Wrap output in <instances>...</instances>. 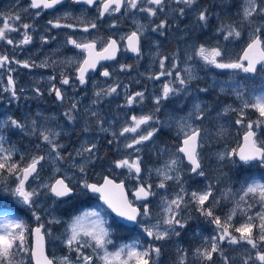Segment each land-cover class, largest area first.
Masks as SVG:
<instances>
[{
	"label": "snow or ice",
	"instance_id": "snow-or-ice-1",
	"mask_svg": "<svg viewBox=\"0 0 264 264\" xmlns=\"http://www.w3.org/2000/svg\"><path fill=\"white\" fill-rule=\"evenodd\" d=\"M64 3L65 0H30L29 7L35 10H50ZM70 3L87 5L89 8L99 4L97 19H104L106 15L110 16L115 13L124 14L122 10H126L127 13H145L148 18L158 19L159 22L154 21V26L150 28V31L159 36L166 35L167 29L170 27L168 20L159 16L160 13L171 12L177 19H181L188 14L189 10H192L196 13L198 25L206 27L214 12V9L201 7L198 0H70ZM36 15L39 16V11L36 12ZM240 15L242 22H246L250 26L251 33L239 59H227V50L218 44L216 46L200 44L193 49L191 55L187 56V61L199 60L204 66L242 72L253 76L258 71L264 72V0H243ZM254 17H259L261 22L256 23ZM69 18H71L70 14L65 13L59 19L49 20L48 24L53 29L77 30L75 24L62 22ZM21 19L19 14L11 13L2 19L0 41H6L7 44L12 45L14 41L7 34L19 32L22 28L24 29L23 38L17 46L29 45L33 42V37L29 34L32 25L28 23L19 24ZM79 23L82 25L79 30L84 33L98 27L97 23L93 21L79 20ZM18 24L19 26H17ZM110 27L115 28L116 24L113 23ZM146 31L148 30L145 29L144 25L137 24L135 30L120 36L119 40L112 37H109L107 41L101 39L77 40L68 36L67 44L85 54L75 69L77 73L75 80L79 82L80 86L86 85L89 79L88 73L90 71L95 72L101 61L117 60V54L122 47L124 51L140 57L142 55V37L145 36ZM217 35H222L224 41L241 38V32L235 25L224 24L223 22L217 28ZM41 41L45 44L48 43V39L45 37H41ZM98 43H102L99 51H97ZM157 62L159 71L150 74L148 79L156 81L161 80L162 77H172L173 79L163 83L159 94L153 97L152 102L155 108L148 114L130 116V123L125 124L118 133L115 131L111 133L114 140L117 137H126L127 134H132L131 140L124 143V148L139 153L141 145L166 135L165 128H171L172 122L175 123L179 144L175 152L170 154L164 162L163 167L155 169V175L159 179L156 188L166 190L168 183L174 182L179 191L173 198L162 194L161 211L156 217L155 223H152L153 214L147 203L149 197L156 195L151 183H139L135 188L133 195L136 200L145 203H143L142 208L134 206L125 194L123 181L117 183L108 176L103 178L102 183H89L83 179V176L87 174L86 165L95 164L99 159L96 143L86 141L75 150L74 155L73 153L67 154V157H72L69 161V168L81 174L78 187L82 190V194L98 195L107 209L115 213L116 217L129 222L130 226L140 228L153 243L145 247L136 241L123 244L116 250L110 251L108 246L113 244L110 236L111 229L107 226L108 221L104 215L106 209L101 207L74 216L68 222V226L61 237L62 243L69 252L76 253V261H79L80 264H95L96 260L100 264H157L161 255V246L156 242H165L172 237L181 235L180 230L185 229L189 223V217L184 214L185 210L189 204H192L195 206V211L216 229V234L210 241H207V247L195 250L197 260L201 261L202 264H213L214 256L220 254L224 264H230L229 258L223 255L221 245L238 246L243 244L247 246L245 249L247 256L243 260V264H264V181H246L241 185L243 195L235 201V207H232L224 218L216 213V207L221 205L222 201H231V189L227 192H220L213 184L209 183L201 191H192L190 194L187 192L181 175L184 170L181 165L185 159L190 166L187 168L189 173L206 179L199 149L203 147L204 137L208 133L202 125H196L192 121L203 122L208 118L211 109L199 100V94H207L210 88L207 85L193 88L192 82L198 80L199 77L191 63L184 67L183 72L177 71L180 67L178 54H174L171 61L168 56L158 54ZM12 63L19 64L22 68L37 66L28 61L12 60L7 55L0 56V69ZM64 63L71 65L76 63V60L70 57ZM38 66L47 67V61ZM130 68V65H120L121 72L129 71ZM8 71H12V69L9 68ZM99 74L106 79H112V73L107 68H104ZM56 79L55 76L50 77V81ZM58 83L63 86H71L76 91L73 78L68 75L62 74ZM7 84L8 87L4 91L10 92L13 99H18L15 81L11 76L8 77ZM120 87L119 83H115L95 91V99L92 104L98 105L103 102V98L118 94ZM124 87L127 88L126 85ZM219 87L222 93L227 88L229 93H234L236 99L240 101L238 108L225 105L219 114L226 115L229 111L236 112L238 118L235 123L245 125L246 131L242 146L238 150L233 149L219 154L218 159L221 161L227 159L231 163H238L241 166L255 164L264 168V140L257 138L258 131L264 127V91L253 95L251 98H246L245 91L238 85L228 83L219 85ZM34 91L37 96L44 95V92L39 88H35ZM193 92L196 93L195 96ZM48 95L53 96L60 103H64L66 100L64 91L56 84H51ZM188 97H192V106L187 116L172 115L169 116L168 121L160 119L158 114L161 113L164 102L172 101L176 104H182ZM144 100L145 92L136 91L126 96L125 105L121 107H132L136 103H143ZM249 109L258 114L255 121L247 120L246 122V111ZM83 111L87 118V123L82 129L84 133L91 130L92 123H95L99 131L108 132V128L104 127L106 121L95 108L85 107ZM80 112L78 101L73 99L62 115L71 124L77 121ZM52 119L53 117L44 116L39 112L30 119L17 118L12 115L0 118V197H12L30 211L32 218L37 222L34 228H29L28 224L18 215L7 210L4 207L3 199H0V264H26L25 257L29 256L34 264H76V261H73L70 256H63L57 261L45 254V237L51 236L52 231L46 229L45 223L42 222V217L39 214V198L42 194L51 195L58 200H63L64 203H69L76 195V187L72 185L75 179L74 174H65L55 179L50 177L48 181L41 176L45 164L50 165L54 173H60L62 164L67 160L63 152L65 145L59 142L64 130L49 127V121ZM6 130H14L24 136L34 138L33 151L14 159L16 155L15 146H5L6 143H10L4 135ZM218 134H223V129ZM108 143L112 144L113 140H109ZM76 157H81L82 162H78ZM235 157H238V161L234 159ZM112 167L126 170L128 176L137 181L142 180L141 174L144 169L142 157L139 155L135 158L126 155L116 159L113 161ZM151 174L149 172V176ZM8 177L12 178L11 183L7 179ZM32 182L36 183L35 187L31 186ZM256 204H259L260 208L253 213ZM238 214L246 217V219L236 226L233 224V220ZM60 222L57 217L51 214L47 221L48 224ZM29 235L33 236L35 240L31 247L29 246ZM85 249H91L92 254H85ZM187 255L186 252L181 251L178 264H188Z\"/></svg>",
	"mask_w": 264,
	"mask_h": 264
},
{
	"label": "rangeland",
	"instance_id": "rangeland-1",
	"mask_svg": "<svg viewBox=\"0 0 264 264\" xmlns=\"http://www.w3.org/2000/svg\"><path fill=\"white\" fill-rule=\"evenodd\" d=\"M243 0H205V4H199L201 7H207L214 9V12L206 27H200L196 20V13L192 10L188 11V14L177 19L176 16L170 12L173 17V25L169 27V37L159 36L157 33H150L151 20H144L142 18L137 19V13L131 17L136 24L144 25L145 32L143 37L142 55L134 58L132 55L126 54L123 58L124 64H116L112 67V79L100 78L89 76L88 83L84 86H80L79 82L74 80L76 76V67L78 62L84 57L78 50L74 49L71 45L67 44L68 36H72L77 39L80 35L76 33L78 27L81 26L79 20L85 22L93 21L97 24L103 23L106 27L111 24L124 23L125 18L115 15H107L104 20L97 19L98 13L91 14L85 10H75L74 4H68L60 9V12L49 13L48 15L34 14L28 19H25L22 15L19 24L28 23L32 25L29 29V34L33 37V42L29 45L17 46L22 40V33L24 29L20 28L19 32H9L7 35L13 39L14 43L9 45L6 41H0V56L7 55L12 60L28 61L30 64L37 66L31 68H22L19 64L12 63L6 65L5 68L0 69V118L8 115L15 116L17 118H32L36 113H42L44 116L53 117L49 121V127L62 128L64 134L61 136L59 142L65 145L63 152L67 157L68 153H75V150L80 148L83 143L90 141L97 145V155L99 159L95 164L86 165L87 174L83 176L89 183L96 182L101 183L105 176L116 179L117 181L126 182L128 191L130 193V200L136 206H141L145 202L137 201L133 192L139 183H151L153 190L156 192L155 196L149 197V207L153 214L152 223H155L156 217L161 211L162 194L169 198H173L179 191L178 186L174 182H169L166 190L156 188V184L159 182L158 177L155 175V169L163 167L164 162L169 158V155L175 152L177 145L179 144V137L177 136V129L174 121L171 128H165L168 139L161 136L159 139L154 138L153 141L147 142L145 145H141V151L139 153L133 152L131 149H125L124 143L128 142L132 138V134H127L126 137H117L114 140L111 133L113 131L119 132V130L125 125L130 123L129 117L132 115L148 114L153 111L155 105L152 100L153 97L159 94L163 83L173 79L172 77H162L161 80L148 79L150 74L157 73L159 71L158 54L168 56L169 60L173 59L174 54H178V61L180 67L177 71L183 72L184 67L191 63L194 66L195 73L199 79L192 82L193 88L204 87L207 85L210 91L207 94L200 93L199 100L205 103L211 109L208 118L203 122L192 121L196 125H202L207 131L208 135L204 137V145L199 149L202 167L206 173V179L198 176H193L187 171L190 167L183 161L181 168L184 169L181 172L183 176L184 188L190 194L192 191H201L205 185L211 183L220 192H227L231 189V201H222L221 205L216 207V213L222 218L226 216L228 211L235 207V201L239 200L243 195L241 191V185L246 181L252 180L264 181V168H260L253 165L241 166L238 163L233 164L227 159L221 161L218 159L219 154L231 151L239 148L242 141V136L246 131L245 125H237L235 123L238 118L236 112L229 111L226 115H220L225 105L238 108L240 101L236 99L234 93H229L228 89L222 93L219 85H226L231 83L232 85H238L246 93V98H251L255 94H259L264 91V72L258 71L256 76L251 74H245L242 72H235L232 70H220L212 67L204 66L199 60L192 62L187 61V56L192 54L193 49L200 45L206 44L208 46H216L217 44L224 47L227 50V59L236 60L242 55L244 48L246 47L251 33V28L246 22H242V16L240 15L241 6ZM31 8L27 3H19L15 0H0V27L3 26L2 19L6 18V15L11 13L29 12ZM65 13H69L68 20L62 22L73 23L76 25L77 30L61 28L53 29L48 24L49 20L59 19L64 16ZM139 13V12H138ZM129 19V14H126ZM127 19H125L127 21ZM256 23H260L259 17L253 18ZM224 24H233L241 32L240 39H233L224 41L222 35H217V28ZM19 24L17 26H19ZM41 37L48 39V43H42ZM55 37V39H52ZM175 40V45L172 49L167 48L166 45ZM167 49H166V48ZM75 58L76 63L68 65L64 63L69 58ZM47 61V67H41L38 65ZM120 65H130L129 71L121 72ZM167 67V65H166ZM11 68L12 71H8ZM62 74L68 75L73 78V85L76 87V91L71 86L59 85L58 81ZM11 76L15 81V88L17 91L18 99H13L10 92L4 91L8 87L7 80ZM55 76V81H50V77ZM119 83L121 87L118 89V94L111 97L103 98V102L98 105H93L92 101L95 99L94 92L100 88H107L111 84ZM51 84H56L64 91L66 100L64 103H60L54 99L53 96L48 95V89ZM127 86L125 88L124 86ZM216 85V87H213ZM39 88L44 92L43 96H37L34 89ZM136 91L145 92V100L143 103H136L132 107L125 105V98ZM195 96L196 93L193 92ZM76 100L79 103L81 112L78 114V119L74 123H68L63 117L62 113L67 110L72 100ZM192 106V97H188L182 102V104H176L172 101L164 102L159 117L161 120L168 121L169 116H187L188 111ZM95 108L106 121L105 128H108V132L99 131L95 123L91 124V130L84 133L82 129L87 123V118L84 115V108ZM258 114L249 109L246 111L247 120L255 121ZM59 126V127H57ZM148 127V126H144ZM223 129V134L220 133ZM7 141L6 147L12 145L16 148V155L14 159H18L21 155H26L28 152L33 151L35 139L24 136L14 130H6L4 132ZM257 138L264 140V127H262L258 133ZM113 140L112 144L108 141ZM117 140L119 141L117 143ZM129 155L131 158L139 155L142 157V180L137 181L128 176L126 170L114 169L112 167L113 161L123 158ZM72 157H67V160L62 164V171L60 173H54L51 166L44 165V169L41 172V176L44 180L48 181L59 178L65 174L75 176L72 185L76 187V195L69 203H64L63 200H58L51 195H41L39 198V214L42 217V222L45 223L46 229L52 231L51 236H46L48 254L51 258L59 261L63 256H70L73 261H76V253L69 252L67 247L62 243L61 237L65 232L68 222L76 215H81L84 211L94 210L98 207L104 208L99 201V197L90 193L82 194V190L78 187L81 181V174L69 168V161ZM78 162H82L81 157L75 158ZM234 159H237L235 157ZM151 172V176H149ZM11 183L12 178H7ZM14 186V185H12ZM32 187L36 186L35 182H32ZM7 200L4 207H16L19 209L22 220L28 224L29 228L33 227L37 222L32 218L31 212L25 209L22 205L16 202L12 197H3ZM187 199V197H186ZM260 205L256 204L253 213L259 210ZM8 210V209H7ZM50 214L57 217L61 222L56 224H48ZM185 215L189 217L188 226L180 230L181 235L179 237H172V239L165 242H156L161 246V255L157 260V264H178L181 251L186 252L188 264H202L197 260L195 250L197 248L207 247V241L216 234V229L213 225L207 222V220L200 216L195 211V206L188 205L185 210ZM246 217L237 215L233 224L238 226L240 222ZM108 226V225H107ZM109 227V226H108ZM111 239L113 244L109 245L110 251L116 250L123 244L132 243L138 241L143 246L147 247L148 244L153 243L150 241L138 227L132 229V233L129 236V240ZM238 235V234H237ZM29 240V238H28ZM29 246L32 244L29 241ZM246 245L228 246L221 245L223 249V255L229 258L230 264H243V260L247 256L245 251ZM250 250V249H249ZM85 254H92L91 249H85ZM26 264H33L29 257H25ZM76 264H80L76 261ZM95 264H100L98 260ZM213 264H224L222 256L216 254L214 256Z\"/></svg>",
	"mask_w": 264,
	"mask_h": 264
},
{
	"label": "flooded vegetation",
	"instance_id": "flooded-vegetation-1",
	"mask_svg": "<svg viewBox=\"0 0 264 264\" xmlns=\"http://www.w3.org/2000/svg\"><path fill=\"white\" fill-rule=\"evenodd\" d=\"M15 1H18L19 3H24V4L25 3H27V4L30 3V0H15ZM68 4H71L70 1H68L66 4L60 5V7L56 8L53 11L31 9L29 12H25V13L24 12H20V13H15V14L22 15L25 19H28L31 16H33L34 14H36V12H38V11H39V14H43V15H48L49 13L60 12V9L63 8L64 6L68 5ZM198 4H200V5L201 4H205V0H198ZM74 7H75V10L78 9L77 11L85 10L88 13H91V14H95V13L99 12V4L96 5V6H93L92 8H89L87 5H83V4H74ZM122 12H124V14H120L118 16L127 19L126 14H129V19H127V21L125 19H123L124 23L116 24L115 28H112L110 26L106 27L103 23H99V24H97L98 27L96 29H92V30H90V32L84 33V32L79 30V28L82 27V25L79 26L78 27V31L76 33H78L80 36L77 37V40H82V39H101L102 41H107V39L109 37L116 38L117 40H119L120 36L129 34L131 31L135 30L137 22L135 23L134 20H131L130 18L135 16L136 13H137V17H136L137 19L142 18L144 20H148V19L151 20L150 21L151 22L150 28L154 26V21L157 22V23L159 22L157 18H148L145 13H140V12L139 13L138 12H136V13H127L126 10H122ZM113 15L117 16V13H115ZM159 16L161 18H164V19L168 20L170 27L173 25V17L171 16L170 12H167V14L160 13ZM101 20H104V19H101ZM150 33H152V32L150 31ZM166 37H169V29H167ZM174 45H175V40H172L171 42H169L166 45V47L167 48L169 47V49H172V47ZM142 46H143V37H142L141 50H142ZM101 47H102V43H98L97 44V50L99 51L101 49ZM80 53L83 54V56L85 55L82 52H80ZM126 54L131 56V52L124 51L123 47H122L121 51L117 54L118 55L117 56V60L113 64L100 65L99 68H98L97 73L91 74L89 76L104 78L99 73L101 71H103L104 68H107L111 72V69H112V67L114 65H116V64H124L123 58H124V56ZM134 58H137V57H134ZM74 80H75V78H74Z\"/></svg>",
	"mask_w": 264,
	"mask_h": 264
},
{
	"label": "trees",
	"instance_id": "trees-1",
	"mask_svg": "<svg viewBox=\"0 0 264 264\" xmlns=\"http://www.w3.org/2000/svg\"><path fill=\"white\" fill-rule=\"evenodd\" d=\"M164 138L168 139L169 137L166 134ZM0 199H3L4 206H6L7 200L5 198H3V197H0ZM5 208L8 209V210L13 211L14 214H19L20 215L19 209L16 208V207L12 206L10 208H8V207H5ZM106 216L109 218L110 224H112L113 228L116 229L117 236H120V237H123V238L126 237V239L129 238V236L132 233V229L131 228H128V227L126 228L123 225H121L120 223H118L116 220L113 219V217L110 216V214L108 212L106 213ZM30 239H31V237L29 235V241H30Z\"/></svg>",
	"mask_w": 264,
	"mask_h": 264
},
{
	"label": "water",
	"instance_id": "water-1",
	"mask_svg": "<svg viewBox=\"0 0 264 264\" xmlns=\"http://www.w3.org/2000/svg\"><path fill=\"white\" fill-rule=\"evenodd\" d=\"M65 1H67V0H65ZM108 62H111V61H101L100 63H108ZM97 69H98V65H97ZM97 71V70H96ZM91 72V71H90ZM244 136V135H243ZM243 136H242V143H241V145L240 146H242V144H243ZM239 146V147H240ZM237 159H238V157H237ZM186 162H187V160H186ZM103 182V181H102ZM117 182V181H116ZM90 183H92V182H90ZM117 183H119V182H117ZM125 184V183H124ZM125 194L127 195V197H128V199L130 200V198H129V193L127 192V188H126V184H125ZM98 196V195H97ZM65 199V198H64ZM100 202L102 203V205H104L103 204V202L100 200ZM104 206H106V205H104ZM106 208H107V206H106ZM109 210V212L114 216V217H116V215H115V213H113V212H111V210L110 209H108ZM122 224H124V225H126V226H129V227H134V226H130V223L129 222H127V221H123V220H121V218H119V217H116ZM32 243H33V245H34V243H35V240H34V237L32 236ZM32 245V246H33ZM45 254L46 255H48L49 256V254H47V243H46V237H45ZM49 258H50V256H49ZM33 262V261H32ZM33 264H34V262H33Z\"/></svg>",
	"mask_w": 264,
	"mask_h": 264
}]
</instances>
